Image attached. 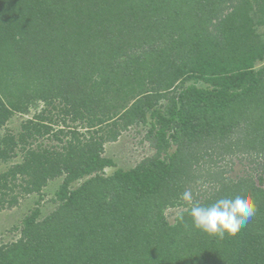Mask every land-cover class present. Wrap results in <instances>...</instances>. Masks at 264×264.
<instances>
[{"label": "trees", "instance_id": "trees-1", "mask_svg": "<svg viewBox=\"0 0 264 264\" xmlns=\"http://www.w3.org/2000/svg\"><path fill=\"white\" fill-rule=\"evenodd\" d=\"M256 23L264 0H0V128L46 105L18 139L0 140V159L17 143L25 152L0 174V211L62 178L57 207L42 219L39 206L25 215L19 237L0 245V264H264ZM137 125H147L153 152L106 174L116 164L104 143ZM44 136L66 139L60 151L25 148ZM234 157L249 164L236 178ZM240 187L256 214L234 236L203 233L187 214L184 223L165 216L189 207L185 190L207 204Z\"/></svg>", "mask_w": 264, "mask_h": 264}, {"label": "rangeland", "instance_id": "rangeland-1", "mask_svg": "<svg viewBox=\"0 0 264 264\" xmlns=\"http://www.w3.org/2000/svg\"><path fill=\"white\" fill-rule=\"evenodd\" d=\"M252 16L258 21L262 17V13L257 10V5L253 4ZM254 32L257 35L255 39L264 41V24L256 23L254 26ZM264 65V61L261 63ZM36 106H30L27 113L15 112L6 122V124L0 128V140L1 138L9 133L18 139V134L21 132V124L32 118L34 114L40 112V110L46 105L42 101ZM162 102V101H161ZM164 103V102H163ZM49 107V106H47ZM62 104H59V109ZM56 109H52V112L56 113ZM106 126V125H104ZM147 126V125H146ZM145 125L131 126L130 128L122 131L118 138L114 141H109L104 143V153L105 155L112 157L115 166L105 168V173L110 174L117 167L130 168L136 165L142 158L151 154L153 152L152 148L149 146L147 139H145L146 127ZM101 132V131H100ZM99 132V133H100ZM62 137V136H61ZM66 137L63 140L58 141L51 136L44 137H29L25 148L29 147L31 149H52L61 150V146L64 144ZM23 145L17 143L13 145V151H10V156L6 159H0V174L6 171L10 166L21 163L24 151L21 149ZM173 150V148L171 149ZM248 160H240L239 157H234L231 159V171L228 173L229 176L236 178L249 170ZM252 166V165H250ZM62 178L56 177L48 180L47 184L42 188L41 198L37 193H32L26 195L25 197L19 199L18 204L0 211V245L8 244L15 241L19 237L20 224L25 215L29 214L31 210L37 206L40 208V214L38 219H42L44 216L53 211L58 202H53L55 197V191L58 189ZM83 179L78 180L72 184L73 187L78 186ZM264 188V184L262 185ZM39 201V203H37ZM180 211V208H167L165 209V216L170 223L175 221V218Z\"/></svg>", "mask_w": 264, "mask_h": 264}, {"label": "clouds", "instance_id": "clouds-1", "mask_svg": "<svg viewBox=\"0 0 264 264\" xmlns=\"http://www.w3.org/2000/svg\"><path fill=\"white\" fill-rule=\"evenodd\" d=\"M181 199L189 207L177 215V220L184 223L187 214L191 218L192 227L221 239L225 234L236 235L256 214L255 199L243 187L229 195L217 196L207 204L195 202L190 190H185Z\"/></svg>", "mask_w": 264, "mask_h": 264}]
</instances>
